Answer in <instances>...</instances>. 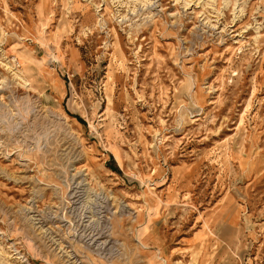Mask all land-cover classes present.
<instances>
[{"label":"rangeland","instance_id":"rangeland-1","mask_svg":"<svg viewBox=\"0 0 264 264\" xmlns=\"http://www.w3.org/2000/svg\"><path fill=\"white\" fill-rule=\"evenodd\" d=\"M0 264H264V0H0Z\"/></svg>","mask_w":264,"mask_h":264},{"label":"bare ground","instance_id":"bare-ground-1","mask_svg":"<svg viewBox=\"0 0 264 264\" xmlns=\"http://www.w3.org/2000/svg\"><path fill=\"white\" fill-rule=\"evenodd\" d=\"M146 228H147V227H146ZM146 228H145V229H146ZM146 233H147V232H146ZM144 234H145V233H144ZM162 243H163V242H162Z\"/></svg>","mask_w":264,"mask_h":264}]
</instances>
